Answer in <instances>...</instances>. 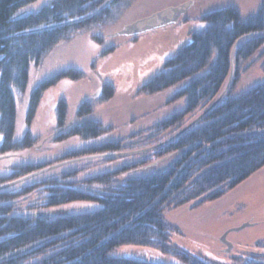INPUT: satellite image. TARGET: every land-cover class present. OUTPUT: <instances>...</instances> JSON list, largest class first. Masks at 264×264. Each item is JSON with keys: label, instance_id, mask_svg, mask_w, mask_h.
Wrapping results in <instances>:
<instances>
[{"label": "trees", "instance_id": "1", "mask_svg": "<svg viewBox=\"0 0 264 264\" xmlns=\"http://www.w3.org/2000/svg\"><path fill=\"white\" fill-rule=\"evenodd\" d=\"M34 1L0 0V160L34 147L39 137L29 128L47 90L60 81L85 77L82 70L68 66L39 80L27 95L28 129L14 139L16 98L26 93L30 67H39L60 42L85 32L102 44L108 36L105 28L133 2L50 0L36 11L20 12ZM198 18L203 26L191 31L189 40L134 90L137 96H152L177 88L167 104L181 101V110L125 136L105 139L114 126L102 123L94 110L112 98L114 86L101 82L95 93L71 107L63 96L52 106L55 129L49 142L76 138L80 147L49 161L3 164L0 185L57 162H76L0 189V264H162L110 255L129 244L157 249L185 264H211L170 243L178 229L166 221L164 211L217 200L264 167V0L245 16L227 3ZM114 50L108 46L99 55ZM256 63L262 79L236 93L241 76ZM231 66L228 89L210 107L224 91ZM174 135L145 152L103 156L151 147ZM117 159L127 161L78 178ZM73 203L93 206L61 210ZM257 249L241 264H264V241Z\"/></svg>", "mask_w": 264, "mask_h": 264}, {"label": "rangeland", "instance_id": "2", "mask_svg": "<svg viewBox=\"0 0 264 264\" xmlns=\"http://www.w3.org/2000/svg\"><path fill=\"white\" fill-rule=\"evenodd\" d=\"M49 1L35 0L23 7L20 12L36 11ZM185 2L192 4L180 16L177 23L144 32L136 40L131 36L114 35L126 24L147 19L162 9ZM261 2L262 0H133L123 16L105 28L108 36L104 37L102 44L96 43L89 32L79 34L70 41L60 42L39 67H30L26 93L22 98H16L14 139L20 138L28 129L25 125L27 95L39 80L68 66L82 70L85 77L78 81H69L71 84L67 83L68 80L60 81L43 94L41 106L29 128L34 136L39 137L38 141L32 149L15 153L7 158L8 161L0 160V173L6 166L3 164L9 161L44 162L60 157L70 148L80 147L81 142L76 138L61 143L49 142L48 136L55 129V114L52 106L60 96H63L71 107L79 100L95 93L101 82H111L114 86V95L109 101L98 103L94 110L96 118H101L104 124L114 126V129L104 136L105 139L125 136L140 126L144 128L173 111L181 110V101L167 104L177 88H170L157 95L140 97L134 94V90L146 74L157 69L162 62L173 55L178 46L189 40L191 31L203 26V21L198 18L202 12L228 3L236 6L240 14L245 16L255 11ZM184 17L188 19L184 20ZM112 45L115 46L114 51L99 55L102 50ZM262 77L263 73L258 64L252 65L241 76L235 92L245 90L259 82ZM138 115L146 116L141 117L137 123L133 122ZM125 161L127 160L117 159L113 163L98 165L83 172L78 178L114 169ZM75 163L49 170L47 173L75 166ZM92 206L93 204L73 203L63 206L61 210L86 211ZM164 217L178 229V232L171 233L170 243L178 244L211 264H241V261L259 252L257 244L259 241H264V167L223 197L197 207L182 206L166 210ZM244 223L248 225L235 230ZM226 231H228L226 238L231 244L228 251L220 241V236ZM110 255L162 264H185L173 256L148 246L122 245L112 250Z\"/></svg>", "mask_w": 264, "mask_h": 264}, {"label": "water", "instance_id": "3", "mask_svg": "<svg viewBox=\"0 0 264 264\" xmlns=\"http://www.w3.org/2000/svg\"><path fill=\"white\" fill-rule=\"evenodd\" d=\"M191 4L192 3L185 2V3H181L179 5H176V6H172V7L166 8V9H162V10L154 13L153 15H151L147 19L137 20V21L131 22L129 24H126L119 31L115 32L114 35H126V36L138 35V34H142L144 32H148V31H151V30L156 29V28H159V27L166 26V25L171 24V23H177L178 20H179V18H180V16L185 13L186 9ZM232 70L233 69H232V66H231L230 74H229V79H228V82H227V85H226L224 91L212 103V105L210 107H212L213 105H215L221 99V97L225 94L226 90L228 89V87L230 85V82H231V79H232ZM199 118H200V116L198 118H196L195 120H193L192 122H190L184 128H182V130L180 132H183L185 129H187L188 127H190L191 125H193L196 121H198ZM176 135H174L171 138H169L167 140H164V141H162V142H160V143H158L156 145H153L151 147H147V148L139 149V150H134V151L115 152V153H110V154H104L103 156H106V155H110V156H122V155H128V154H132V153L145 152L147 150L156 148V147H158V146H160V145H162V144L170 141ZM70 161H72V160H64V161L57 162L55 164L46 166V167L41 168V169H39V170H37V171H35L33 173H30V174H28L26 176H23V177H21L19 179H16V180H13L11 182L2 184V185H0V189L5 188V187H8V186L13 185V184H16V183H19L21 181H24L26 179H29V178H31L33 176H36V175H38L40 173H43L45 171H48L50 169L57 168V167H59L61 165H64V164L70 162ZM246 225H248V223L242 224L241 226L235 228V230H238V229H240V228H242V227H244ZM227 234H228V231L224 232L220 236V241L226 246L225 247V250L228 251L230 249V247H231V244H230V242L226 238Z\"/></svg>", "mask_w": 264, "mask_h": 264}, {"label": "crops", "instance_id": "4", "mask_svg": "<svg viewBox=\"0 0 264 264\" xmlns=\"http://www.w3.org/2000/svg\"><path fill=\"white\" fill-rule=\"evenodd\" d=\"M67 83H69V84H71V82H67ZM98 90V89H97ZM137 97H140V95L139 96H137ZM144 116H146V115H144ZM144 116H141L142 118L144 117ZM141 117L138 115V118L137 119H135V120H133V122H135V123H137L140 119H141ZM102 123L104 122L101 118H98ZM132 122V121H131ZM106 123V122H105ZM139 128H141V126L139 127ZM139 128H137V129H139Z\"/></svg>", "mask_w": 264, "mask_h": 264}]
</instances>
